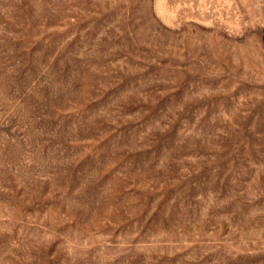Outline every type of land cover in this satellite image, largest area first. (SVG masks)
I'll return each mask as SVG.
<instances>
[{"label":"rangeland","instance_id":"374dc122","mask_svg":"<svg viewBox=\"0 0 264 264\" xmlns=\"http://www.w3.org/2000/svg\"><path fill=\"white\" fill-rule=\"evenodd\" d=\"M0 264H264V0H0Z\"/></svg>","mask_w":264,"mask_h":264}]
</instances>
